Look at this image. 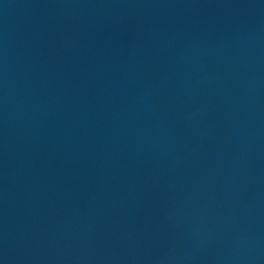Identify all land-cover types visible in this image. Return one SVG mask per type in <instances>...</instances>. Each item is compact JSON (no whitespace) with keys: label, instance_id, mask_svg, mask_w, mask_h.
<instances>
[{"label":"water","instance_id":"95a60500","mask_svg":"<svg viewBox=\"0 0 264 264\" xmlns=\"http://www.w3.org/2000/svg\"><path fill=\"white\" fill-rule=\"evenodd\" d=\"M0 264H264V0H0Z\"/></svg>","mask_w":264,"mask_h":264}]
</instances>
